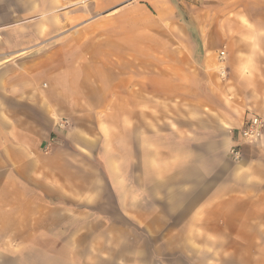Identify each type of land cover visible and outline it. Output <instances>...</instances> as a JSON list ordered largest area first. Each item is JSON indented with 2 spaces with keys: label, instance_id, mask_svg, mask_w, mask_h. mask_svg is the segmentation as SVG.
Wrapping results in <instances>:
<instances>
[{
  "label": "crops",
  "instance_id": "0c3cea01",
  "mask_svg": "<svg viewBox=\"0 0 264 264\" xmlns=\"http://www.w3.org/2000/svg\"><path fill=\"white\" fill-rule=\"evenodd\" d=\"M255 116L264 0H0V264H264Z\"/></svg>",
  "mask_w": 264,
  "mask_h": 264
},
{
  "label": "built area",
  "instance_id": "2783aa9c",
  "mask_svg": "<svg viewBox=\"0 0 264 264\" xmlns=\"http://www.w3.org/2000/svg\"><path fill=\"white\" fill-rule=\"evenodd\" d=\"M220 54L222 55L223 51H221ZM263 125V120L257 116L252 117L243 125L240 129L241 141L233 144L229 149V154L234 160L241 158L242 144L255 143L259 139Z\"/></svg>",
  "mask_w": 264,
  "mask_h": 264
}]
</instances>
